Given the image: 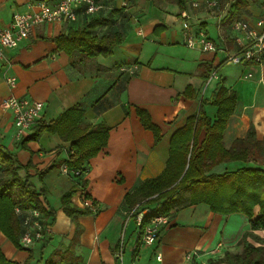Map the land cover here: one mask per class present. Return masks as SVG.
<instances>
[{
	"label": "crops",
	"instance_id": "0c3cea01",
	"mask_svg": "<svg viewBox=\"0 0 264 264\" xmlns=\"http://www.w3.org/2000/svg\"><path fill=\"white\" fill-rule=\"evenodd\" d=\"M36 1L42 0H0V28H7L13 13L28 11ZM204 1L97 0L101 9L93 17L105 20L97 32H118L124 38L108 57L85 59L73 65L64 52L56 50L53 39L80 27V19L75 23L38 26L16 49L3 52L0 146L22 165L29 164L30 182L37 189L47 190V201L55 211L54 225L47 229L51 241L56 236L52 246L51 241L44 243V237L31 249L18 250L0 235V247L7 259L23 264L31 252L33 264L37 260L35 253L48 247V259L53 258L57 264H214L225 253L241 252L240 241L250 231L248 218L240 214H214L205 204L189 205L188 192L180 193L172 203L169 223L153 245L140 244L139 229L133 220L125 226L132 202V198L126 197L164 172L171 137L188 117L198 112L202 101L206 116L215 120L216 107L209 100L219 83L236 94V106L223 135L225 147L243 139L250 127L257 140L264 139V63L232 65L227 61L237 49L230 28L232 19L226 18L228 4L219 1L218 9H213L219 13H215L201 6ZM193 3L201 7L194 8ZM182 13L188 15L193 33L201 30L214 42L216 52L188 49L184 45ZM210 16L215 19L216 40L206 30ZM262 17L264 0H253L237 18L254 21ZM157 57L160 60L156 61ZM127 66H134V73L121 71ZM245 73L251 78L246 79ZM7 77L16 80L13 90L6 84ZM11 95L43 104L38 119L23 139L32 134L39 122L53 121L65 110L80 105L83 127H108L106 147L84 165L80 178L63 175L60 166L67 160L68 142L46 132L37 140L26 142L24 148L14 141L12 115L1 107L2 101ZM137 109L148 113L160 130L157 143L141 125ZM203 138L201 130L197 142L200 144ZM255 164L229 162L213 170L219 173ZM50 167L53 168L40 179L38 174ZM260 167L264 169V165ZM82 181L84 190L78 189L71 202L83 209L82 201L87 200L96 212L78 217L80 231L76 233L75 225L61 209L60 197L72 187H79ZM252 235L254 239L248 238L251 244L264 246V231H254ZM120 248L121 260L117 256ZM66 250L69 253L65 254ZM193 253L187 260L186 255ZM158 254L160 261L156 260Z\"/></svg>",
	"mask_w": 264,
	"mask_h": 264
},
{
	"label": "trees",
	"instance_id": "16d2710c",
	"mask_svg": "<svg viewBox=\"0 0 264 264\" xmlns=\"http://www.w3.org/2000/svg\"><path fill=\"white\" fill-rule=\"evenodd\" d=\"M219 1L228 4L226 18L233 19L239 17L253 0ZM183 3L186 4V1ZM79 19L83 21L80 27L70 29L67 35H59L53 39L56 50L64 52L73 65L85 59L111 56L124 40L123 35L118 32L107 31L101 35L97 32L105 23L104 19L84 15L81 10L76 22H79ZM209 103L216 107L215 120L211 121L206 116L202 101L198 112L188 117L185 125L171 137L164 172L155 180L142 184L130 197H126V200L132 198L128 205L131 211L129 220L135 222L136 216L144 209L151 211V214L143 219L138 232L139 240L142 227L149 218L171 215L174 200L180 193L188 192L189 205L205 204L214 214H240L249 220L250 231L240 241L241 252L225 253L224 257L214 264H264V246L258 243L259 239H255L258 243L256 246L248 241V238L254 239L252 232L264 231V169L260 167L264 165V139L257 140L253 127H250L243 139L234 141L226 148L223 135L236 106V94L219 83ZM136 112L143 128L152 133L154 142L157 143L161 138L158 127L151 122L148 113L140 109ZM82 118L83 110L80 105L73 106L53 121L39 122L33 128L32 134L17 144L24 148L26 142L37 140L44 132L56 134L63 142L69 143L66 149L67 160L64 161L71 171L69 176L80 178L85 170L84 165L106 147L109 131L103 124L83 127ZM201 130L204 131V138L199 144L197 136ZM250 161L256 163V166H243L219 173L213 170L222 163L245 164ZM29 168V164L22 165L15 155L0 146V235L18 250L22 249L19 245L23 231L22 219L28 211L40 212L46 228L55 222V211L47 201V190L45 187L37 189L30 182ZM51 168L53 167L39 173V178ZM84 188L85 182L82 181L79 187H72L60 197L61 209L75 225L76 233L80 231L78 217L92 215L89 209L78 208L71 202L76 191H83ZM16 209L20 211L19 214H16ZM50 235L49 230L44 231V243L51 241ZM43 248L33 264H57L53 258L43 261ZM67 253L69 250H66L65 254ZM32 261L33 255L29 252L23 264H30ZM0 264L17 263L8 260L0 247Z\"/></svg>",
	"mask_w": 264,
	"mask_h": 264
},
{
	"label": "built area",
	"instance_id": "2783aa9c",
	"mask_svg": "<svg viewBox=\"0 0 264 264\" xmlns=\"http://www.w3.org/2000/svg\"><path fill=\"white\" fill-rule=\"evenodd\" d=\"M204 9H218L219 0H205L201 5ZM198 3H193L192 7H201ZM101 9L96 0H56L54 3L46 1H36L29 5V10L25 12L13 13L11 23L7 28H0V57L5 50L16 49L19 43L27 38L33 30L41 25L54 23H73L77 21L78 12L81 10L84 15H93ZM183 20L184 42L188 49H198L202 52H216L217 46L206 37L203 31L193 33L192 26L188 22V15L181 14ZM230 28L234 34L233 40L236 44V51L227 57V61L232 65H257L264 63V17L248 21L241 18H234L230 22ZM134 66L122 67L121 71L127 74L134 73ZM248 74L245 77H250ZM6 84L10 90L16 87V80L13 77L6 78ZM4 111L11 113L14 126V141L20 142L27 131L38 119L43 104L39 101L17 98L13 95L4 99L1 103ZM60 172L69 176L71 171L65 162L60 166ZM83 208L90 210L94 215L96 208L87 200L82 201ZM19 214L18 209L15 210ZM149 209L141 211L135 219L137 228L140 229L143 219L150 215ZM131 211L126 214V221L129 220ZM42 214L35 210L28 211L22 219L23 231L19 239L22 249H31L38 243L44 241V231L48 230L43 225ZM169 223L167 215H156L147 221L142 227L140 244L143 246L153 245L162 229ZM220 246V245H218ZM122 249L117 252L121 260ZM193 254H187L189 260ZM156 260H161V255H156Z\"/></svg>",
	"mask_w": 264,
	"mask_h": 264
},
{
	"label": "rangeland",
	"instance_id": "374dc122",
	"mask_svg": "<svg viewBox=\"0 0 264 264\" xmlns=\"http://www.w3.org/2000/svg\"><path fill=\"white\" fill-rule=\"evenodd\" d=\"M220 5V4H219ZM221 8H222V6H220ZM211 11H214L215 13H219V11H217V10H211ZM116 12H120V10H117ZM206 30L208 31V32H210V36H211V38L212 39H215L216 40V37H215V19L214 18H212L211 16H210V18L207 20V26H206ZM155 60L156 61H158V60H160V58H155ZM251 72V71H250ZM247 74L248 73H245L244 75H246L247 76ZM233 75H235V74H233ZM251 78V76L250 77H246V79H250ZM129 220L126 222V224H125V226H127V225H129ZM56 240V236H55V239L53 240V241H51V245L50 246H52L53 245V243L52 242H54ZM48 248V247H47ZM47 248H45V250H44V253H43V255H42V259H43V261H46L47 259H48V256H49V254L47 253ZM35 256L37 257V259L39 258V252L38 253H35ZM8 260H11V258L10 259H8Z\"/></svg>",
	"mask_w": 264,
	"mask_h": 264
}]
</instances>
